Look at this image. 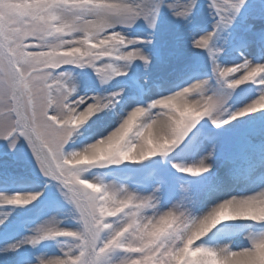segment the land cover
Segmentation results:
<instances>
[{
	"label": "snow or ice",
	"instance_id": "1",
	"mask_svg": "<svg viewBox=\"0 0 264 264\" xmlns=\"http://www.w3.org/2000/svg\"><path fill=\"white\" fill-rule=\"evenodd\" d=\"M0 264H264V0H0Z\"/></svg>",
	"mask_w": 264,
	"mask_h": 264
}]
</instances>
